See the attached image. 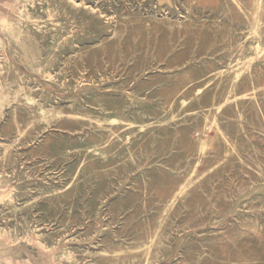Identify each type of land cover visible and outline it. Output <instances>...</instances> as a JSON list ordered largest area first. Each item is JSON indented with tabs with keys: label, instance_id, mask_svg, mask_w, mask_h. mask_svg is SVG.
Segmentation results:
<instances>
[{
	"label": "rangeland",
	"instance_id": "obj_1",
	"mask_svg": "<svg viewBox=\"0 0 264 264\" xmlns=\"http://www.w3.org/2000/svg\"><path fill=\"white\" fill-rule=\"evenodd\" d=\"M263 22L264 0H0V264H264Z\"/></svg>",
	"mask_w": 264,
	"mask_h": 264
},
{
	"label": "bare ground",
	"instance_id": "obj_2",
	"mask_svg": "<svg viewBox=\"0 0 264 264\" xmlns=\"http://www.w3.org/2000/svg\"><path fill=\"white\" fill-rule=\"evenodd\" d=\"M83 1H84V0H83ZM13 2L16 4V3L19 2V0H13ZM257 3H258V2H257ZM260 5H261V4H260ZM221 7H222V6H221ZM92 8H93V7H92ZM256 20H257V19H256ZM258 20H259V17H258ZM263 23H264V22H263ZM256 24H257V22H255V25H256ZM250 29H251V28H250ZM256 29H257V28H256ZM256 29H255V31H256ZM251 31H252V30H251ZM251 31H250V33H251ZM255 31H254V32H255ZM25 34H26V33H25ZM253 34H254V33H253ZM260 34H263V33H260ZM260 34H259V36H260ZM7 35H8V34H7ZM263 36H264V35H263ZM256 37H257V36H256ZM257 38H258V37H257ZM262 38H263V37H262ZM244 39H245V38H244ZM259 39H260V38H259ZM242 40H243V39H242ZM254 40H255V39H254ZM257 40H258V39H257ZM244 41H245V40H244ZM241 43H242V42H241ZM239 44H240V43H239ZM239 44L237 43V45H239ZM255 44H257V42H256ZM13 45H14V44H13ZM242 45H244V44H242ZM257 45H258V44H257ZM260 45H261V44H260ZM11 46H12V45H11ZM14 46H15V45H14ZM242 48H243V46H242ZM245 48H246V47H245ZM250 48H251V47H250ZM258 48H259V46H258ZM258 48H257V49H258ZM16 49H18V48H16ZM257 49H256V51H257ZM246 50H247V48H246ZM18 51H19V49H18ZM235 52H236V51H235ZM240 52H241V51H240ZM261 52H264V51H261ZM236 53H237V52H236ZM241 53H242V52H241ZM256 53H257V52H256ZM256 53H255V54H256ZM246 54H247V53H246ZM246 54H245V55H246ZM252 54H253V53H252ZM262 54H263V53H262ZM242 55H244V54L242 53ZM256 55H258V54H256ZM238 56H239V55H238ZM238 56H237V57H238ZM248 56H249V55H248ZM253 56H254V55H253ZM240 57H241V56H240ZM257 57H258V56H257ZM238 59H239V57H238ZM249 59H250V58H249ZM253 60H254V59H253ZM240 61H241V60H240ZM18 62H20V61H18ZM252 62H253V61H252ZM237 63H238V62H237ZM255 64H256V63H255ZM258 65H259V64H258ZM258 65H257V66H258ZM1 66H2V64H1ZM254 66H255V65H254ZM247 67H248V66H247ZM258 67H259V66H258ZM263 67H264V66H263ZM234 68H235V67H234ZM254 69H255V68H254ZM2 70H3V69H2ZM16 70H17V69H16ZM231 70H232V68H231ZM244 70H245V69H244ZM244 70H243V71H244ZM259 70H260V69H259ZM214 71H215V70H214ZM243 71H242L241 73H244ZM250 71H251V70H250ZM262 71H263V70H262ZM217 72H218V70H217ZM215 73H216V72H215ZM216 74H217V73H216ZM237 74H238V73H237ZM247 74H248V73H247ZM54 75H56V74H54ZM239 75H240V74H239ZM245 75H246V74H245ZM84 76H85V75H84ZM216 76H217V75H216ZM218 76H220V75H218ZM236 76L241 80L240 76H238V75H236ZM242 76H244V74H242ZM247 76H248V75H247ZM249 76H250V75H249ZM223 77H224V76H223ZM223 77H222V78H223ZM234 77H235V76H234ZM262 77H263V75H262ZM56 78H57V77H55V79H56ZM75 78H76V77H75ZM246 78H247V77H246ZM248 78H249V77H248ZM220 79H221V78H220ZM236 79H237V78H236ZM236 79H235V80H236ZM27 80H28V79H27ZM49 80H52V79H49ZM57 80H58V79H57ZM67 80H68V79H67ZM90 80H91V79H90ZM92 80H94V79H92ZM254 80H255V79H254ZM254 80H253V81H254ZM6 81H7V80H6ZM6 81H5V83H6ZM59 81H60V80H59ZM78 81H79V80H78ZM95 81H96V79H95ZM52 82H53V81H52ZM70 82H71V81H70ZM229 82L231 83V81H229ZM236 82H238V81H236ZM251 82H252V81H251ZM251 82H250V83H251ZM62 83H63V82H62ZM71 83H72V82H71ZM73 83H74V82H73ZM94 83H95V82H94ZM232 83H233V80H232ZM239 83H240V82H239ZM244 83H245V82H244ZM256 83H257V82H256ZM9 84H10V83H9ZM74 84H77V83H74ZM74 84H73V85H74ZM84 84H85V83H84ZM240 84H241V83H240ZM5 85H6V84H5ZM22 85H23V84H22ZM22 85H21V86H22ZM73 85H72V86H73ZM231 85H232V84H231ZM233 85H234V83H233ZM252 85H253V84H252ZM9 86H13V85H9ZM23 86H24V85H23ZM60 86H61V85H60ZM68 86H69V85H68ZM75 86H77V85H75ZM218 86H219V85H218ZM218 86H217V87H218ZM234 86H235V85H234ZM238 86H239V85H238ZM3 87H4V86H3ZM7 87H8V86H6V88H7ZM18 87H19V86H18ZM77 87H78V86H77ZM19 88H21V87H19ZM23 88H24V87H23ZM66 88H67V87H66ZM232 88H233V87H232ZM234 88H235V87H234ZM71 89H73V88H71ZM240 89H241V88H240ZM63 90H65V89H63ZM228 90H229V89H228ZM230 90H231V88H230ZM253 90H254V89H253ZM256 91H258V90H256ZM10 92H11V91H10ZM18 92H19V91H18ZM20 93H21V92H20ZM30 93H31V92H30ZM30 93H29V94H30ZM85 93H86V92H85ZM230 93H231V92H230ZM239 93H240V92L238 91V94H239ZM18 94H19V93H18ZM29 94H28V95H29ZM90 94H91V93H90ZM93 94H94V93H93ZM96 94H97V93H96ZM108 94H109V93H108ZM108 94H107V96H108ZM226 94H227V93H226ZM232 94H233V93H232ZM28 95H27V96H28ZM91 95H92V94H91ZM100 95H101V94H100ZM111 95H112V94H111ZM2 96H3V95H0L1 98H2ZM8 96H9V94H8ZM14 96H15V95H13V98H14ZM16 96H17V95H16ZM27 96H26V97H27ZM213 96H214V95H213ZM227 96H230V95H227ZM5 97H6V96H5ZM5 97H4V98H5ZM9 97H12V96H9ZM28 97H29V96H28ZM83 97H84V96H83ZM89 97H91V96H89ZM112 97H113V96H112ZM15 98H16V97H15ZM101 98H102V97H101ZM226 98H227V97H225V99H226ZM228 98L231 99V97H228ZM228 98H227V99H228ZM239 98H240V96H239ZM22 99H23V98H22ZM26 99H27V98H26ZM31 99H32V98H31ZM89 99H90V98H89ZM96 99H97V98H96ZM102 99H104V98H102ZM105 99H106V98H105ZM110 99H111V98H110ZM256 99H257V98H256ZM6 100H7V99H6ZM9 100H10V99H9ZM13 100H14V99H13ZM84 100H85V99H84ZM86 100H87V99H86ZM94 100H95V99H94ZM215 100H216V99H215ZM228 100H229V99H228ZM228 100H227V101H228ZM233 100H234V99H233ZM233 100H232V102H234ZM237 100H238V99H237ZM4 101H5V100H4ZM14 101H15V100H14ZM20 101H22V100H20ZM20 101H19V102H20ZM31 101H32V100H31ZM225 101H226V100H225ZM2 102H3V100H2ZM2 102H1V104L4 105V102H3V103H2ZM9 102H10V101H9ZM9 102H8V104H9ZM15 102H16V101H15ZM26 102H28V101H26ZM36 102H37V101H36ZM72 102H73V101H72ZM94 102H95V101H94ZM103 102H104V101H103ZM32 103H33V102H32ZM34 103H35V102H34ZM37 103H38V102H37ZM89 103H90V102H89ZM96 103H97V102H96ZM224 103H225V102L223 101V104H224ZM246 103H247V105H248V101H247ZM260 103H261V102H260ZM10 104H11V103H10ZM10 104H9V105H10ZM41 104H42V103H41ZM51 104H52V103H51ZM53 104H54V103H53ZM86 104H87V102H86ZM91 104H92V102H91ZM93 104H94V103H93ZM216 104H217V102H216ZM229 104H230V103H229ZM243 104H244V103H243ZM249 104H250V103H249ZM9 105H8V106H9ZM14 105H15V104H14ZM26 105H27V104H26ZM73 105H74V104H73ZM98 105H99V104H98ZM109 105H110V104H109ZM214 105H215V104H214ZM227 105H228V104H227ZM232 105H233V104H232ZM234 105H235V104H234ZM239 105H240V104H238V106H239ZM252 105H254V104H252ZM70 106H71V105H70ZM70 106H69V107H70ZM83 106H84V105H83ZM223 106H224V105H223ZM16 107H17V106H16ZM18 107H19V106H18ZM41 107H42V105H41ZM52 107H53V105H52ZM72 107H73V106H72ZM77 107H78V106H77ZM81 107H82V106H80V108H81ZM84 107H85V106H84ZM101 107H102V105H101ZM217 107H218V106H217ZM217 107H216V108H217ZM219 107H220V106H219ZM221 107H222V106H221ZM221 107H220V108H221ZM241 107H242V106H241ZM1 108H3V107H1ZM42 108H43V107H42ZM46 108H47V107H46ZM80 108H79V109H80ZM86 108H87V107H86ZM95 108H96V107H95ZM97 108H98V107H97ZM222 108H223V107H222ZM232 108H233V107H232ZM234 108H235V107H234ZM243 108H244V107H243ZM245 108H246V107H245ZM253 108H254V106H253ZM3 109H4V108H3ZM13 109H14V108H13ZM44 109H45V108H44ZM47 109H48V108H47ZM47 109H46V110H47ZM65 109H66V108H65ZM67 109H68V107H67ZM87 109H88V108H87ZM117 109H118V108H117ZM117 109H116V110H117ZM218 109H219V108H218ZM237 109H238V108H237ZM247 109H248V108H247ZM91 110H93V109H91ZM91 110H90V111H91ZM116 110H115V111H116ZM211 110H212V109H211ZM216 110H217V109H216ZM220 110H221V109H220ZM220 110H219V111H220ZM238 110H240V109H238ZM256 110H257V109H256ZM1 111H2V109L0 110V112H1ZM15 111H16V110H15ZM19 111H20V109H19ZM47 111H48V110H47ZM56 111H57V110H56ZM60 111H61V110H58V112H60ZM62 111H63V109H62ZM82 111H84V109H83ZM90 111H89V112H90ZM95 111H96V110H95ZM95 111H94V112H95ZM100 111H101V110H100ZM234 111H235V109H234ZM246 111H247V110H246ZM53 112H54V111H53ZM74 112H75V111H74ZM76 112H78V110H77ZM76 112H75V114H76ZM84 112H85V111H84ZM146 112H147V111H146ZM146 112H145V113H146ZM149 112H150V111H149ZM238 112H239V111H238ZM51 113H52V112H51ZM54 113H55V112H54ZM100 113H102V112H100ZM106 113H107V112H106ZM108 113H109V112H108ZM110 113H111V112H110ZM122 113H123V112H122ZM126 113H127V111H126ZM150 113H152V112H150ZM233 113H234V112H233ZM0 114H2V113H0ZM33 114H35V113H33ZM58 114L60 115V113H58ZM62 114H63V113H62ZM62 114H61V115H62ZM79 114H80V113H78V115H79ZM81 114H82V113H81ZM127 114H128V113H127ZM212 114H214V113H212ZM2 115H3V114H2ZM105 115H106V114H105ZM116 115H117V114H116ZM130 115H131V114H130ZM148 115H149V114H148ZM148 115H147V116H148ZM214 115H215V114H214ZM241 115H242V114H241ZM15 116H17V114H16ZM86 116H87V115H86ZM95 116H96V115H95ZM126 116H127V115H126ZM243 116H244V115H243ZM88 117H89V116H88ZM93 117H94V116H93ZM97 117H99V116L97 115ZM100 117H101V116H100ZM108 117H109V115H108ZM118 117H119V115H118ZM118 117H117V118H118ZM213 117H214V116H213ZM14 118H15V117H14ZM17 118H18V117H17ZM51 118H54V117L52 116ZM51 118H50L49 120H51ZM56 118H57V117H56ZM59 118H60V117H59ZM79 118H80V117H79ZM89 118H90V117H89ZM101 118H103V117H101ZM119 118H120V117H119ZM223 118H224V117H223ZM241 118H242V117H241ZM37 119H38V118H37ZM84 119H85V118H84ZM86 119H87V118H86ZM108 119H109V118H108ZM125 119L127 120V117H126ZM129 119H130V118H129ZM214 119H217V118L215 117ZM44 120H45V119H44ZM54 120H55V119H54ZM64 120H65V119H64ZM91 120H93V119L91 118ZM103 120H104V121H108V120H105V117H104V119H102V121H103ZM113 120H114V119H113ZM117 120H119V119H117ZM120 120H121V119H120ZM242 120H243V119H242ZM33 121H34V120H33ZM39 121H40V120H39ZM76 121H77V120H76ZM85 121H86V120H85ZM85 121H84V122H85ZM93 121H94V120H93ZM121 121H122V120H121ZM132 121H133V120H132ZM206 121H208V120H206ZM77 122H78V121H77ZM84 122H83V123H84ZM98 122H100V121H98ZM119 122H120V121H119ZM141 122H142V121H141ZM143 122H144V121H143ZM218 122H219V121H218ZM40 123H41V122H40ZM67 123H68V122H67ZM83 123H82V124H83ZM108 123H109V122H108ZM122 123H123V122H122ZM136 123H137V122H136ZM138 123H139V122H138ZM147 123H148V122H147ZM49 124H50V123H49ZM68 124H69V123H68ZM71 124H72V123H71ZM85 124H86V123H85ZM110 124H111V123H110ZM114 124H115V123H114ZM120 124H121V123H120ZM126 124H127V123H126ZM142 124H143V123H142ZM214 124H215V122H214ZM221 124H222V123H221ZM87 125H89V122L86 124V126H87ZM92 125H93V124H92ZM122 125H123V124H122ZM131 125H132V124H131ZM134 125H135V124H134ZM241 125H242V124H241ZM82 126H84V124H83ZM107 126H109V125H107ZM147 126H148V125H147ZM206 126H207V125H206ZM206 126H205V127H206ZM221 126H222V125H221ZM42 127H43V126H42ZM46 127H48V126H46ZM87 127H88V126H87ZM205 127H204V128H205ZM207 127H208V126H207ZM40 128H41V127H40ZM66 128H67V127H66ZM68 128H69V126H68ZM94 128H95V127H94ZM104 128H106V127H104ZM127 128H128V127H127ZM74 129H76V128H74ZM217 129H218V128H217ZM39 130H41V129H39ZM69 130H70V129H69ZM103 130H104V129H103ZM37 131H38V130H37ZM41 131H42V130H41ZM127 131H128V130H127ZM135 131H136V130H135ZM209 131H211V130H209ZM97 132H98V131H97ZM106 132H107V131H106ZM132 132H133V131H132ZM109 133H110V132H109ZM128 133H129V132H128ZM220 133H221V132H220ZM35 134H36V133H35ZM86 134H87V133H86ZM99 134H100V133H99ZM99 134H98V135H99ZM123 134H124V133H123ZM222 134H223V133H222ZM226 134H227V133H226ZM111 135H112V134H111ZM129 135H130V134H129ZM35 136H36V135H35ZM93 136H94V135H93ZM96 136H97V135H96ZM101 136H103V135H101ZM108 136H109V135H108ZM112 136H113V135H112ZM223 136H224V135H223ZM34 138H35V137H34ZM87 138H88V137H87ZM104 138H105V137H104ZM104 138H103V141L105 142ZM115 138H116V137H115ZM128 138H129V137H128ZM137 138H138V137H137ZM207 138H208V137H207ZM99 139H100V138H99ZM101 139H102V138H101ZM101 139H100V142H101ZM105 139H106V138H105ZM202 139H203V138H202ZM204 139H206V138H204ZM117 140H118V138H117ZM206 140H207V139H206ZM119 141H121V140H119ZM225 141H226V140H225ZM97 142H98V141H97ZM125 142H126V141H125ZM205 142H206V141H205ZM120 143H122V142H120ZM123 143H124V142H123ZM105 144H106V143H105ZM117 144H118V142H117ZM103 145H104V144H103ZM119 145H120V144H119ZM205 145H206V144H205ZM94 146H95V145H94ZM85 147H86V146H85ZM125 147H127V146H125ZM86 148H87V147H86ZM86 148H85V149H86ZM92 148H93V147H92ZM107 148H109V147H107ZM117 148H118V147H117ZM130 148H131V147H130ZM88 149H89V148H88ZM122 149H123V148H122ZM89 150H91V148H90ZM89 150H88V151H89ZM110 150H111V149H110ZM115 150H116V149H115ZM128 150H129V149H128ZM104 151H105V150H104ZM5 152H6V151H5ZM99 152H100V151H99ZM113 152H114V150H113ZM127 152H128V151H127ZM83 153H86V152H83ZM105 153H106V152H105ZM5 154H6V153H4V155H5ZM107 154H110V153H107ZM148 154H149V153H148ZM9 158H10V157H9ZM9 158H8V159H9ZM142 165H143V164H142ZM139 167H140V166H139ZM1 178H2V177H1ZM188 181H189V180H188ZM186 182H187V180H186ZM185 184H186V183H185ZM182 186L184 187V185H182ZM189 187H190V186H189ZM181 188H182V187H181ZM184 188H185V187H184ZM185 189H186V188H185ZM187 190H188V189H187ZM184 192H185V191H184ZM167 201H168V200H166V202H167ZM21 207H22V206H21ZM169 207H170V206H169ZM15 209H16V208H15ZM19 209H20V208H19ZM17 210H18V209H17ZM17 210H16V211H17ZM145 210H146V209H145ZM0 211H1V210H0ZM3 211H4V210H3ZM13 211H14V210H13ZM168 211H169V210H168ZM1 212H2V211H1ZM1 212H0V213H1ZM19 213H20V212H19ZM145 213H146V212H145ZM16 214H17V213H16ZM23 214H24V213H23ZM143 215H144V214H143ZM20 217H21V216H20ZM147 217H148V216H147ZM15 218H16V217H15ZM164 218H165V217H164ZM32 219H33V218H32ZM157 219H158V218H157ZM166 219H167V218H166ZM219 219H220V218H219ZM242 219H243V218H242ZM27 220H28V219H27ZM145 221H146V220H145ZM156 221H157V220H156ZM171 221H172V220H171ZM13 222H14V221H13ZM31 222H32V220H31ZM147 222H148V220H147ZM147 222H146V223H147ZM160 222H162V220H161ZM168 222H169V221H168ZM203 222H204V221H203ZM16 223H17V218H16ZM27 223H28V222H27ZM164 223H165V221H164L162 224H164ZM20 224H21V223H20ZM23 224H24V223H23ZM29 224H30V223H29ZM29 224H28V225H29ZM160 224H161V223H160ZM26 225H27V224H26ZM144 225H145V224H144ZM166 225H167V224H166ZM171 226H172V225H171ZM148 227H149V226H148ZM150 227H151V226H150ZM154 227H155V226H154ZM165 227H166V226H165ZM2 228H3V226H2ZM2 228H1V229H2ZM4 228H5V227H4ZM15 228H16V227H15ZM26 228H27V227H26ZM28 228H29V227H28ZM170 228H171V227H170ZM261 228H262V227H261ZM19 229H20V228H19ZM19 229H18V230H19ZM24 229H25V228H24ZM153 229H155V228H153ZM156 229H157V228H156ZM158 229H159V228H158ZM18 230H16V231L19 232ZM28 230H29V229H28ZM28 230H27V231H28ZM30 230H31V229H30ZM171 230H172V229H171ZM12 231H13V229H12ZM9 232H11V231H9ZM17 232H16V233H17ZM22 232H23V231H22ZM143 232H144V229H143ZM165 232H166V230H165ZM14 233H15V232H14ZM14 233H13V234H14ZM20 233H21V232H20ZM20 233H19V234H20ZM28 233H29V231H28ZM43 233H44V232H43ZM43 233H42V235H43ZM38 234H39V233H38ZM40 234H41V233H40ZM226 234H227V233H226ZM14 235H15V234H14ZM141 235H142V234H141ZM162 235H164V233H163ZM170 235H171V234H170ZM170 235H167V236L170 237ZM10 236H11V235H10ZM16 236H17V235H16ZM22 236H23V235H22ZM43 236H44V235H43ZM138 236H139V235H138ZM164 236H165V235H164ZM15 238H16V237H15ZM137 238H138V237H137ZM167 239H168V238H167ZM136 240H137V239H136ZM138 240H139V239H138ZM142 240H143V239H142ZM169 240H170V239H169ZM41 242H42V239H41ZM111 242H112V241H111ZM132 242H134V241H132ZM162 242H164V241H162ZM54 244H55V242H54ZM151 244H153V242H152ZM163 244H164V243H162L161 246H162ZM112 245H113V244H112ZM115 245H116V244H115ZM120 245H121V244H120ZM139 245H140V244H139ZM166 245H168V244H166ZM71 246H72V245H71ZM110 246H111V245H110ZM127 246H128V245H127ZM130 246H131V245H130ZM68 247H69V246H68ZM73 247H74V246H73ZM111 247H112V246H111ZM128 247H129V246H128ZM132 247H133V245H132ZM134 247H136V246H134ZM121 249H122V248H121ZM74 250H75V247H74ZM87 250H89V249H87ZM103 250H104V249H103ZM125 250H126V249H125ZM77 251H78V249H77ZM123 251H124V250H123ZM135 251H136V250H135ZM102 252H103V251H102ZM76 253H77V252H76ZM106 253H107V252H106ZM106 253H105V254H106ZM109 253H110V252H109ZM109 253H108V254H109ZM112 253H113V252H112ZM121 253H122V251H121ZM124 253H126V251H125ZM124 253H123V254H124ZM92 255H93V254H92ZM109 255H110V254H109ZM102 256H103V255H102ZM103 258H104V257H103ZM119 258H120V257H119ZM136 260H138V259H136ZM134 262H135V261H133L132 263L134 264ZM152 262H153V261H152ZM83 263H84V262H83ZM115 263H117V262H115ZM115 263H114V264H115ZM123 263L125 264V261H124ZM139 263H140V262H139ZM139 263H138V264H139ZM89 264H91V263H89ZM92 264H93V263H92ZM106 264H107V263H106ZM111 264H112V263H111ZM127 264H128V263H127ZM146 264H147V263H146Z\"/></svg>",
	"mask_w": 264,
	"mask_h": 264
},
{
	"label": "water",
	"instance_id": "obj_3",
	"mask_svg": "<svg viewBox=\"0 0 264 264\" xmlns=\"http://www.w3.org/2000/svg\"><path fill=\"white\" fill-rule=\"evenodd\" d=\"M13 250V247L11 248V246H9L8 244H3L0 242V255H6L7 253H12L14 251Z\"/></svg>",
	"mask_w": 264,
	"mask_h": 264
}]
</instances>
